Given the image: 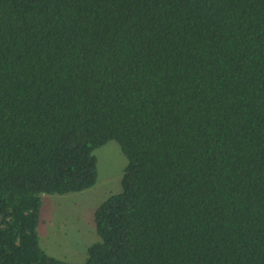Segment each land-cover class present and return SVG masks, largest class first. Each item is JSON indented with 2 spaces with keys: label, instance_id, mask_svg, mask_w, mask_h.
Instances as JSON below:
<instances>
[{
  "label": "trees",
  "instance_id": "1",
  "mask_svg": "<svg viewBox=\"0 0 264 264\" xmlns=\"http://www.w3.org/2000/svg\"><path fill=\"white\" fill-rule=\"evenodd\" d=\"M108 141L99 240L46 254ZM0 264H264V0H0Z\"/></svg>",
  "mask_w": 264,
  "mask_h": 264
},
{
  "label": "rangeland",
  "instance_id": "2",
  "mask_svg": "<svg viewBox=\"0 0 264 264\" xmlns=\"http://www.w3.org/2000/svg\"><path fill=\"white\" fill-rule=\"evenodd\" d=\"M97 179L94 185L67 194H40L37 225L41 249L57 259L80 263L87 248L99 240L94 226V211L109 195L120 192L126 158L115 141L94 149Z\"/></svg>",
  "mask_w": 264,
  "mask_h": 264
}]
</instances>
